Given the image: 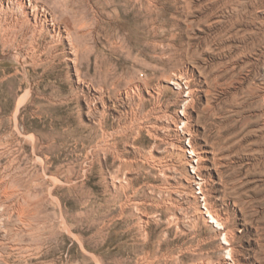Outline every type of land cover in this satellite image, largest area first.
<instances>
[{"label": "rangeland", "instance_id": "rangeland-1", "mask_svg": "<svg viewBox=\"0 0 264 264\" xmlns=\"http://www.w3.org/2000/svg\"><path fill=\"white\" fill-rule=\"evenodd\" d=\"M0 264H264V0H0Z\"/></svg>", "mask_w": 264, "mask_h": 264}, {"label": "bare ground", "instance_id": "bare-ground-1", "mask_svg": "<svg viewBox=\"0 0 264 264\" xmlns=\"http://www.w3.org/2000/svg\"><path fill=\"white\" fill-rule=\"evenodd\" d=\"M2 7V6H1Z\"/></svg>", "mask_w": 264, "mask_h": 264}]
</instances>
